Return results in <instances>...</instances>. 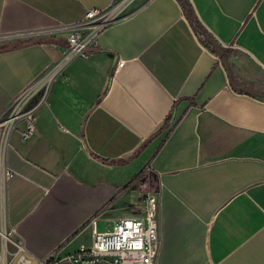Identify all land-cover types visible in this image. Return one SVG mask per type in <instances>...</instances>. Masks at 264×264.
<instances>
[{
    "label": "crops",
    "instance_id": "1",
    "mask_svg": "<svg viewBox=\"0 0 264 264\" xmlns=\"http://www.w3.org/2000/svg\"><path fill=\"white\" fill-rule=\"evenodd\" d=\"M110 1L0 0V32L71 23ZM186 1L233 81L264 92V0ZM66 35L0 41V117L58 62ZM23 106H35V129L22 138L21 117L8 135L14 233L0 264H73L90 219L111 228L147 187L158 191L156 264H264V97L230 87L180 0L130 1ZM146 167L151 183L137 176Z\"/></svg>",
    "mask_w": 264,
    "mask_h": 264
},
{
    "label": "built area",
    "instance_id": "2",
    "mask_svg": "<svg viewBox=\"0 0 264 264\" xmlns=\"http://www.w3.org/2000/svg\"><path fill=\"white\" fill-rule=\"evenodd\" d=\"M130 1L132 0H111L104 8H88L81 19L71 23H54L44 27L0 32V41L31 34L67 32L66 45L58 62L20 93L0 117V241L3 238L6 243L14 233V229L8 226L5 217L6 185L13 175V171L5 163L8 135L21 117L25 119V129L21 132L22 138H27L35 129V106L24 108V99L35 88L39 86L46 88L48 81L71 59L86 58L96 44L99 32L106 25L123 16ZM122 62V59H117L112 73ZM146 175H149L147 167L137 174L144 178ZM157 203L158 191L155 187L154 189L147 187L132 203L136 213L119 218L111 228L97 230L93 219H90V244H79L65 258L73 264H156L160 244L157 229ZM16 244L19 256L23 255L27 258L21 252L20 241ZM0 257L2 260L1 248Z\"/></svg>",
    "mask_w": 264,
    "mask_h": 264
},
{
    "label": "water",
    "instance_id": "3",
    "mask_svg": "<svg viewBox=\"0 0 264 264\" xmlns=\"http://www.w3.org/2000/svg\"><path fill=\"white\" fill-rule=\"evenodd\" d=\"M180 1L184 7L186 15H187L188 19L190 20L192 26L200 31L204 40L210 44L213 51L216 53V56L218 57L219 61L222 63V66L225 70V73L227 76V81H228V84L230 85V87L236 91H242V92H246V93L251 94V95L264 97V92L258 91L256 89L250 87V86H247V85L236 84L233 81L231 73H230L229 65L227 62L226 54H225V51L222 48L221 44L214 37H212V35L209 32H206V31H204V29H202V27L199 25V23L196 21V18L192 14V10H191L188 2L186 0H180Z\"/></svg>",
    "mask_w": 264,
    "mask_h": 264
},
{
    "label": "rangeland",
    "instance_id": "4",
    "mask_svg": "<svg viewBox=\"0 0 264 264\" xmlns=\"http://www.w3.org/2000/svg\"><path fill=\"white\" fill-rule=\"evenodd\" d=\"M148 178L150 179L149 180L150 183L154 181L153 178L151 176H149V175H148ZM152 189H154V187ZM4 247H5V241H4Z\"/></svg>",
    "mask_w": 264,
    "mask_h": 264
},
{
    "label": "bare ground",
    "instance_id": "5",
    "mask_svg": "<svg viewBox=\"0 0 264 264\" xmlns=\"http://www.w3.org/2000/svg\"><path fill=\"white\" fill-rule=\"evenodd\" d=\"M1 240H2V251H4L5 250V247H4V239L2 238Z\"/></svg>",
    "mask_w": 264,
    "mask_h": 264
},
{
    "label": "trees",
    "instance_id": "6",
    "mask_svg": "<svg viewBox=\"0 0 264 264\" xmlns=\"http://www.w3.org/2000/svg\"><path fill=\"white\" fill-rule=\"evenodd\" d=\"M205 43L212 49V47L210 46V44L209 43H207L206 41H205Z\"/></svg>",
    "mask_w": 264,
    "mask_h": 264
}]
</instances>
